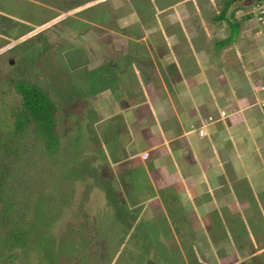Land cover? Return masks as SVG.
Wrapping results in <instances>:
<instances>
[{"label":"rangeland","instance_id":"374dc122","mask_svg":"<svg viewBox=\"0 0 264 264\" xmlns=\"http://www.w3.org/2000/svg\"><path fill=\"white\" fill-rule=\"evenodd\" d=\"M113 1L0 0V102L8 108L19 103L17 80L40 86L57 108L59 142L57 152L49 154L33 128L23 140H11L6 156L10 193L44 206L54 202L44 210L43 221L46 227L57 221L40 232L46 231L57 264H264V242L250 246L247 218H191L187 212L189 217L178 218L171 212L177 203L171 202L172 195L167 198V190L152 197L141 161L117 163L125 134L118 116L108 119L112 108L107 99L122 91L118 65L133 55L117 57L103 42L119 47L122 40L96 29L85 34L91 25L82 20H107L104 14ZM256 4H249L248 17L259 22ZM133 10L132 18L151 21L150 11ZM131 78L128 74L129 84ZM246 217L258 222L254 214ZM191 222L198 229L204 226V250L196 244ZM1 229L4 238L8 230ZM4 253L0 243V257Z\"/></svg>","mask_w":264,"mask_h":264},{"label":"crops","instance_id":"0c3cea01","mask_svg":"<svg viewBox=\"0 0 264 264\" xmlns=\"http://www.w3.org/2000/svg\"><path fill=\"white\" fill-rule=\"evenodd\" d=\"M154 1L117 0L104 14L107 20L82 19L91 25L85 34L96 29L122 40L119 47L103 42L117 57L133 55L118 65L122 91L107 99L108 119L118 116L125 134L117 163L141 161L152 197L167 190L178 218H247L250 246L256 247L264 242V34L248 8L262 0H159L148 6ZM131 9L150 11L151 21L132 18ZM252 214L257 223L246 217ZM191 223L204 250V226Z\"/></svg>","mask_w":264,"mask_h":264},{"label":"trees","instance_id":"16d2710c","mask_svg":"<svg viewBox=\"0 0 264 264\" xmlns=\"http://www.w3.org/2000/svg\"><path fill=\"white\" fill-rule=\"evenodd\" d=\"M13 85L15 94L20 98L19 103L8 108L0 102V243L5 248L0 264H24L25 261L30 264H34L32 261H36L35 264H57V253L55 248L49 247L52 243L44 231L52 228L57 217L47 227L46 221H43L44 210L54 202L44 206L34 199L25 202L21 195L11 194L10 168L6 164L11 140H23L28 128H33L49 154L57 152V108L40 86L24 80H17ZM3 227L8 230L4 238L1 237ZM42 228L44 230L40 232Z\"/></svg>","mask_w":264,"mask_h":264},{"label":"built area","instance_id":"2783aa9c","mask_svg":"<svg viewBox=\"0 0 264 264\" xmlns=\"http://www.w3.org/2000/svg\"><path fill=\"white\" fill-rule=\"evenodd\" d=\"M258 9V13L260 15L259 17V24H260V27L262 29V32L264 34V4L262 3H257L255 5ZM261 90L263 91L262 93V98H261V106L264 107V87H261Z\"/></svg>","mask_w":264,"mask_h":264}]
</instances>
